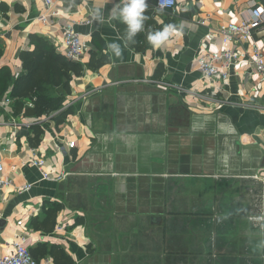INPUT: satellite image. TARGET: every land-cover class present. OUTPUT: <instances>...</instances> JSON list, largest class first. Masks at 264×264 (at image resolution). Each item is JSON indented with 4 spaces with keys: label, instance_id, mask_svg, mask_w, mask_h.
Returning <instances> with one entry per match:
<instances>
[{
    "label": "crops",
    "instance_id": "0c3cea01",
    "mask_svg": "<svg viewBox=\"0 0 264 264\" xmlns=\"http://www.w3.org/2000/svg\"><path fill=\"white\" fill-rule=\"evenodd\" d=\"M52 1L60 15L43 22V0H0V69L10 76L23 72L30 35L63 55L68 23L89 46L60 111L27 116L26 98L15 114L11 85L0 91L10 181L0 188V256L23 241L39 263L64 254L70 264H264V81L253 63L255 48L264 63V24L242 43L218 33L264 0H176L171 10L146 0L144 29L131 39L109 15L118 0ZM166 25L176 30L151 44L149 33ZM222 48L245 57L224 83H206L197 60ZM93 55L105 59L95 69ZM33 158L44 159L40 170ZM49 202L61 206L53 225Z\"/></svg>",
    "mask_w": 264,
    "mask_h": 264
},
{
    "label": "built area",
    "instance_id": "2783aa9c",
    "mask_svg": "<svg viewBox=\"0 0 264 264\" xmlns=\"http://www.w3.org/2000/svg\"><path fill=\"white\" fill-rule=\"evenodd\" d=\"M47 11L51 10L50 15H41L43 22L50 17L59 16L60 12L54 7L52 0H43ZM164 7L161 9L160 5ZM176 0H155L154 7L157 10H171L176 8ZM264 24V6L262 4L252 3L248 9V17L239 23L227 22L219 27L218 33L223 43H242L245 42L253 32L258 30ZM61 45L63 55L70 60H76L88 48V43L84 41L78 33H76L72 25L65 23L61 27ZM255 59L253 61L257 72L261 75V80L264 81V63L262 62L258 50L254 49ZM245 57L244 54L228 50L225 48L216 51H207L201 54L197 60V68L201 73L206 83L211 81H222L223 83L229 79V71L231 66L238 64L240 59ZM15 77L18 76L16 72ZM10 98H6L3 104H8ZM31 106V105H30ZM73 147V143L68 144ZM31 164L39 170L43 167L44 159L33 158ZM3 165L0 162V188L9 185L10 181L2 177ZM42 179L49 180L51 175L46 171H40ZM66 174H61L58 180L65 177ZM31 185L23 186L22 191H26ZM0 264H50V262H37L31 255L29 249L25 247L23 241L14 242L11 246L9 254L0 256Z\"/></svg>",
    "mask_w": 264,
    "mask_h": 264
},
{
    "label": "trees",
    "instance_id": "16d2710c",
    "mask_svg": "<svg viewBox=\"0 0 264 264\" xmlns=\"http://www.w3.org/2000/svg\"><path fill=\"white\" fill-rule=\"evenodd\" d=\"M29 39L34 48L19 53L23 72L14 78L10 76L7 68H1L0 91L3 92L8 83L11 85L9 96L13 100L15 114H18L23 107L26 108L24 99L29 98L33 102L36 116L49 115L64 107L66 95L70 93L69 82L73 76L80 75L83 68L74 60L67 59L64 55L56 52L54 46L46 39L35 35H30ZM104 61V58L96 59L93 55L89 66L95 69L101 66ZM53 93L55 94L53 95ZM61 113H58L57 117L55 116L58 122L65 114V112ZM47 207L49 208L45 212V223L53 225L56 213L61 209V206L49 202ZM61 258L63 262L56 261V264L71 263V260L64 254L61 255Z\"/></svg>",
    "mask_w": 264,
    "mask_h": 264
},
{
    "label": "clouds",
    "instance_id": "9594fccd",
    "mask_svg": "<svg viewBox=\"0 0 264 264\" xmlns=\"http://www.w3.org/2000/svg\"><path fill=\"white\" fill-rule=\"evenodd\" d=\"M112 0H108V3ZM149 7L146 0H118L117 3L109 11V15L113 19H119L126 24V36L128 39L134 37L137 33L144 29V21L148 18L145 15V10ZM161 9L164 7L160 5ZM101 9H96L92 13L94 20L101 19ZM175 26L166 25L162 30L150 32L147 39L154 46L162 45L170 35L175 31ZM108 48L115 51L116 56L121 55L120 46L116 43H111Z\"/></svg>",
    "mask_w": 264,
    "mask_h": 264
},
{
    "label": "water",
    "instance_id": "95a60500",
    "mask_svg": "<svg viewBox=\"0 0 264 264\" xmlns=\"http://www.w3.org/2000/svg\"><path fill=\"white\" fill-rule=\"evenodd\" d=\"M25 114H26L27 116H33V115L35 114V111H34V109L31 108V107H27V108L25 109Z\"/></svg>",
    "mask_w": 264,
    "mask_h": 264
}]
</instances>
